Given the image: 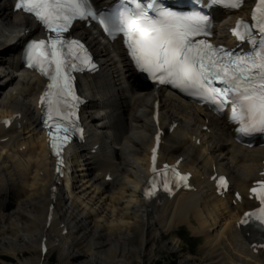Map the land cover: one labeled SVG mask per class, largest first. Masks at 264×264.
Segmentation results:
<instances>
[{
    "label": "bare ground",
    "instance_id": "bare-ground-1",
    "mask_svg": "<svg viewBox=\"0 0 264 264\" xmlns=\"http://www.w3.org/2000/svg\"><path fill=\"white\" fill-rule=\"evenodd\" d=\"M224 24L216 31L215 39L218 43H225L226 41L225 34L222 33ZM19 27H23V23L17 18L11 17L8 8L0 4V34L5 38L6 43H0V48H2L0 55L9 52L10 41L13 40V34ZM95 55L102 62V80L97 77L89 82L90 86H94L92 92L99 96L98 100H92L91 105L97 111H100L101 115L98 117V124H94V120L91 122L93 125L99 126L101 141L99 153L101 157L94 164L90 160L89 154L86 153L87 155H83V157L85 163L87 162L85 164L87 171L86 167L84 168L82 165L76 167L78 172H83V174H80L81 186L84 188V193L81 192L83 193L82 202L87 199L86 202L84 201V212L87 211L88 213L81 212L80 219H77L76 215L72 213V209L79 208L77 202L80 200L81 195H74L75 190L72 191L71 188L69 196L73 197L74 202L65 206L66 219L70 220L71 223L74 222V226L71 225V231L69 230V235H78L77 232L80 231H84V233L80 237L77 236L74 242L69 243L67 241L69 243H67V249L58 246L61 251L59 259L61 263L116 264L121 262L123 264H144V261L149 257V250L151 251L155 245L158 246L157 244L162 240L165 232L170 231L175 226L186 224L193 234L204 237L207 247V251H205L207 252L206 264H264V254L252 255L250 249H248L250 241L246 240L243 235H239L235 227L240 212L244 210L243 208L249 202L243 199L241 204L231 206L225 201L213 197L210 189L203 194V192H206V188H209V185L199 180L201 176L211 174L212 163L215 162L219 172L226 173L229 176L233 175L231 179L234 181L235 186L247 188L254 181L260 169L259 162L264 157V150H244L236 146L230 141L221 124L209 115H207V118H210L208 125L212 127V131H217V137L223 134L224 139L221 140V145L217 147L213 144L214 137L202 135L205 145L195 149L190 143V138L199 134L200 128L206 123V115L193 108L192 115L186 116L185 111L191 109L190 107L179 104L177 99L171 95H168L167 98L160 95L162 119L166 120L168 117H174L183 124L182 131L178 129L172 137L167 138L171 145L163 147L161 158L173 162L178 157H184L185 163L182 167L193 174L195 182L200 184V187H197L196 193L176 196L172 202L159 208L156 211L159 213V217L154 218L156 212L149 213L146 208H141L137 194V190L142 184L141 177L145 172L143 167L147 162V151L150 148L149 136L152 132L150 118L153 102L149 106L148 104L150 100L152 101L153 92L139 89V84L129 70L123 54L115 45H112L111 52L106 53L105 50L98 52L96 50ZM11 62V59L8 61L4 58L0 59V65H11ZM1 75H4L2 79L5 82L0 84V96L3 94L4 89L17 78L10 75V73L5 75L2 69L0 70V78ZM8 76H11L9 80H7ZM8 89V95L0 103V117L5 113L23 109L24 112L28 113L30 111L29 106L27 108L18 107L12 105L7 99L16 90L18 91L17 95H23L31 102V98L38 89V84L27 82L24 85V83L16 81L15 86L8 87ZM154 99H156V96H154ZM29 119L33 122L34 117L32 116ZM103 131L105 135H103ZM33 132H35V129L32 127L26 129L25 133L29 136L24 139L25 142L22 139H16L0 146L1 154L4 153V158H2L3 156L0 158V183L4 178L2 173L12 177L11 167L6 166L8 158L9 162H17L20 177L25 178L24 174H26L27 182L30 183L29 190L19 189L10 203L12 205V203L19 200L20 196L22 197L28 193L29 198L25 202H17L19 204L18 209L12 214L14 220L20 221L18 224L12 221V218H9V214L4 215L11 205L6 210L0 211V246L6 247H0V251L6 250L18 255L30 250L40 259L38 262L40 264L44 262L43 257H45V253L40 248V241H44L46 238V249L48 251L54 244L53 240H50V235L47 236L46 232H53L57 229L56 237L60 240L62 238L61 233L67 230L70 224L69 221L60 220L56 226H53V223L48 227L45 225L48 207L54 201L58 202V199L56 200L58 194L55 196L50 192V188L55 185L57 180L51 177L46 178L48 163L52 161V158L42 141V137L40 135L31 136ZM143 133H146V135H143ZM180 134L183 140L174 139L175 135ZM6 136H0V139ZM137 139L138 141H136ZM37 141L40 142L39 145H37ZM22 146L26 147L25 152L15 155L13 151ZM129 146L136 149L133 152L129 151ZM190 151L200 157L202 166L197 163L194 159L195 156L191 155ZM76 158L69 160L68 164L71 166L78 164L79 159ZM225 158L230 162L223 165L222 161ZM108 170L112 171V176L120 171L123 172L125 182L118 187H113L112 185H104L102 179L93 176L96 172H106ZM40 173L43 174L42 178L39 177ZM31 174L33 176L29 180L28 176H31ZM69 183H71V179L65 181V188L70 191ZM45 186H49L46 195L45 192L39 195L38 192L43 190ZM88 190L89 192H86ZM86 193L91 196H86ZM95 195H97V198ZM93 196L95 197L93 198ZM35 201L45 208L43 224L37 234L39 236L37 246L34 243L35 240L28 239L23 232H29L28 226L38 230V226L41 225L40 213L38 212L36 218L26 220L30 225L21 224V220L26 217L25 214L28 209L36 210L35 205L37 203ZM59 204H61V201ZM97 217L100 220L97 219L96 222L94 218ZM90 218L92 220L87 221ZM136 221L139 223L133 228L132 225L136 224ZM193 222L197 224L196 229L193 227ZM5 227L7 228L5 229ZM4 229L12 237L7 236L6 238ZM86 247L89 248L86 250ZM90 250H92V253H90ZM70 251L73 255L68 254ZM91 257H94L96 261ZM135 258L138 261H134ZM41 259L43 262H41Z\"/></svg>",
    "mask_w": 264,
    "mask_h": 264
},
{
    "label": "snow or ice",
    "instance_id": "snow-or-ice-1",
    "mask_svg": "<svg viewBox=\"0 0 264 264\" xmlns=\"http://www.w3.org/2000/svg\"><path fill=\"white\" fill-rule=\"evenodd\" d=\"M197 3L199 0H193L194 6ZM242 3L243 0H209V5L233 10ZM14 7L34 17L45 33V38L27 41L23 60L49 81L40 103L47 117L45 123L51 122L48 136L57 156L71 134L81 131L75 111L80 98L73 88L72 73L96 69L85 45L66 35L75 21H94L112 39L122 34L135 67L157 83L171 85L209 104L217 113L230 106L228 119L239 124L235 129L238 134L264 133V0H258L252 10L251 23L238 19L232 28L236 38L250 46L249 50L237 52L205 39L210 35L208 17L195 7L192 11H177L164 0H120L104 9L94 8L91 0H15ZM152 171L156 174L154 167ZM162 171V186L171 193L168 167ZM171 171L177 186L180 181L187 186L186 175L175 168ZM218 183L223 185L224 178L220 177ZM257 183L251 192L260 207L244 213L239 224L252 222L264 232V181ZM157 188V183H151L145 197L155 196Z\"/></svg>",
    "mask_w": 264,
    "mask_h": 264
},
{
    "label": "rangeland",
    "instance_id": "rangeland-1",
    "mask_svg": "<svg viewBox=\"0 0 264 264\" xmlns=\"http://www.w3.org/2000/svg\"><path fill=\"white\" fill-rule=\"evenodd\" d=\"M1 40H4V39H1ZM17 80L19 82H22L23 81L20 78H17ZM0 83H2V79H0ZM14 83H15V81H14ZM6 95H8V89L3 91V94L0 96V102H2L4 100V98H5ZM15 98L16 97H12V99H11V104L12 105H18V106L20 105L22 107H26L27 106L26 104H28V102H29L28 98H25V97H21L22 99L19 97L18 100H16L17 98L16 99ZM175 139L176 140L177 139L183 140V138H182L181 135L176 136ZM191 155H192V153H191ZM193 155L195 156L194 159L197 161V163H200V161H201L200 157L198 155H196V154H193ZM1 157L4 158V153L1 154V151H0V158ZM229 162H230V160L226 159L222 163L225 165V163L228 164ZM200 166H202V163H200ZM0 169H1V167H0ZM74 179H76V178H74ZM115 184H117V182ZM118 184H119V182H118ZM77 185L79 186L81 184L79 183ZM117 185H114V187L117 186ZM43 190H41L40 192H38L39 195L44 194V192H45V195H46V193L48 191L47 186H45ZM80 191H81V189H79L75 193V195H78V196L81 195V197L79 198L80 199L79 201H81V204L78 201L77 202V204H78L77 207H79V208L78 209H72L71 210L72 213H74L76 215V218L77 219H80L81 218V212H84V201L86 202V200H87L86 199V200H84L82 202V199H83L82 194L84 192L83 193H80ZM86 192H89V190L86 191ZM77 193H80V194H77ZM86 194H87L86 196L89 195L88 197L91 196L88 193H86ZM94 197L95 196H93V198ZM28 198H29L28 197V193H26L22 197L20 196L19 200L16 201V202H14V203H12V205L10 206V208L8 209V211L5 212L4 215H8L9 214L8 215L9 218L10 219L12 218V221H14L16 224H18L20 221H18L17 219L14 220L12 214H13V212L16 209H18L19 204L17 202H20V201L25 202V200H27ZM72 202H74L72 200V198L68 199L67 200V205H70ZM35 203H37V201H35ZM35 206H36V210L35 211H32L30 209L27 210L28 212L25 214L26 217L24 218V220L23 219L21 220L22 221L21 224H23L25 226L30 225V223L29 222L27 223L26 220L27 219H30V218L31 219L36 218L38 216V212L40 213V216H39L40 219L39 220H40V224L41 225L38 226L39 227L38 230L32 229V227L28 226L29 232H23V234L24 233L26 234V237L28 239L30 238L32 240H35L34 243L37 246L38 238H39V236L37 234H38V231H40V229L42 227V224H43V219H44V215H45V208H44V206H42L43 207L42 208L41 207V204H39V203H37V205H35ZM60 213L62 215V210L60 211ZM84 213H86V212H84ZM1 217H3V216H1ZM94 219H96V220H94L96 222L98 220H100L99 217L94 218ZM63 220L69 221L70 226L71 225L74 226V222L71 223L70 220H67L65 214H64ZM91 220H92V218L88 219L87 221H91ZM127 221L130 223L129 220H127ZM135 225H137V224H133L132 225L133 228L135 227ZM193 225H194L193 226L194 228L197 227V224L195 222H194ZM6 228L7 227H5V229ZM182 228H186L187 231L192 235V232H191V230L189 229L188 226L182 225V226H178V227H176V226L173 227L172 230H170L168 232H165V236L162 238V240L159 241V243L157 244L158 246L155 245L153 247V249H151V251L149 250V252H148L149 257L144 261V264H154L155 262H161V264H206V261H207V259H206L207 258V256H206L207 255V252H205V251H207V247L205 245V239L203 238V236H199V237L196 236L195 237L196 239L191 242L192 244H190V243L187 244L186 242H182L180 239L178 240V235L180 233H182V230H181ZM5 229H4V232H5L4 235H5V237L6 238H7V236L8 237H12V235L9 234L7 231H5ZM83 233H84V231L77 232L78 235H75V234H74V236L71 235L72 237H70V238L67 237L65 240H66V242L68 241L69 243L72 242V241L74 242V240L77 238V236L80 237ZM46 235L47 236L50 235L49 237L55 238L57 236V233L55 231L48 233V231H47L46 232ZM175 237H177V239ZM0 247L1 248H6L4 246H0ZM67 247H68V245H67ZM87 248H89V247H86V250H87ZM2 251H5V252H2ZM0 253H1L0 254V264H21V263H23V264H27V263H30V264H38V262L40 261V259H38L37 255L34 252L30 251V250H27V252L24 253V254H18V255L15 254V253H13V252L6 251V250H1ZM68 253L69 254H72V251H70ZM90 253H92V250H90ZM43 258H44V262L41 259V262H43V263H40V264H62L61 261L59 260L60 259V252L57 251V250L54 253L53 252H48V254L45 257H43ZM91 258H94V257H91ZM94 260H95V258H94ZM134 261H138V260L135 258ZM109 264H111V263H109ZM116 264H123V263L120 262V263H116Z\"/></svg>",
    "mask_w": 264,
    "mask_h": 264
},
{
    "label": "trees",
    "instance_id": "trees-1",
    "mask_svg": "<svg viewBox=\"0 0 264 264\" xmlns=\"http://www.w3.org/2000/svg\"><path fill=\"white\" fill-rule=\"evenodd\" d=\"M156 264H160V263H156Z\"/></svg>",
    "mask_w": 264,
    "mask_h": 264
}]
</instances>
